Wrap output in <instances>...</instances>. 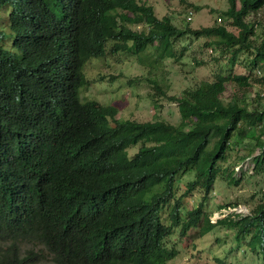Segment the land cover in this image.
I'll list each match as a JSON object with an SVG mask.
<instances>
[{"label":"trees","instance_id":"1","mask_svg":"<svg viewBox=\"0 0 264 264\" xmlns=\"http://www.w3.org/2000/svg\"><path fill=\"white\" fill-rule=\"evenodd\" d=\"M228 3L237 34L222 23L179 29L140 0H0V264H41L43 255L49 264H169L167 240L197 229L216 182L238 183L225 165L232 153L259 149L252 160L264 175L260 96L252 109L222 99L229 83L249 89L254 72L264 80V17L246 21L264 0ZM186 36L211 39L233 63L244 54L249 73L169 96L178 125L122 121L114 105L83 101L92 59L132 53L150 68L177 58L176 39ZM195 191L204 198L184 219V197ZM239 217L220 223L239 229L238 242L250 236L246 247L264 258V203ZM25 241L42 250L23 249Z\"/></svg>","mask_w":264,"mask_h":264},{"label":"rangeland","instance_id":"2","mask_svg":"<svg viewBox=\"0 0 264 264\" xmlns=\"http://www.w3.org/2000/svg\"><path fill=\"white\" fill-rule=\"evenodd\" d=\"M154 7L158 18L169 17L179 29H201L222 23L238 33L224 13L229 8L228 0H140ZM264 17V9L251 14L247 22H255ZM222 18V22H219ZM133 27V26H131ZM134 28V27H133ZM135 29L141 30V27ZM175 53L177 58L164 60L150 68L141 65L132 53L120 52L114 57L95 58L85 67L91 86L82 90L83 101L96 100L104 105H114L118 109L117 119L135 120L139 122L165 121L172 125L180 123V113L176 103L169 96H177L187 88L196 87L203 80H214L216 76L248 74L246 56L240 53L235 63L232 52L219 50L207 37L199 39L186 36L176 39ZM109 59V60H108ZM252 86L249 89H238L229 83L222 99L229 101L238 97L247 102L250 109L257 106V96L264 104V80L252 73ZM163 87L166 95L156 90V84ZM138 148L129 150L130 155ZM253 146L240 148L232 153L226 165L235 169L234 177L239 180L233 185L218 180L204 202L206 215L197 229L190 230L186 236L176 231L166 242V249L174 253L169 264H215L218 258L230 264H264L259 250L252 252L246 244L251 239L247 236L237 241L238 228L221 224L226 218L240 219L250 216L251 211L264 203V175L254 169L253 157L259 149L252 153ZM249 154V157H245ZM252 154V155H250ZM242 158V159H241ZM191 177L181 175L178 181L177 196L183 195ZM204 193L193 192L184 197L182 216L187 219V212L204 198ZM173 205H170L171 208ZM164 210L163 220L168 223V212ZM239 218V219H238ZM228 219V220H229ZM23 249H41L36 243H22ZM49 255L41 257V264H49Z\"/></svg>","mask_w":264,"mask_h":264},{"label":"built area","instance_id":"3","mask_svg":"<svg viewBox=\"0 0 264 264\" xmlns=\"http://www.w3.org/2000/svg\"><path fill=\"white\" fill-rule=\"evenodd\" d=\"M219 22H222V18H219Z\"/></svg>","mask_w":264,"mask_h":264}]
</instances>
